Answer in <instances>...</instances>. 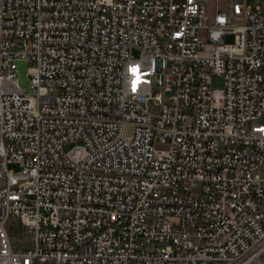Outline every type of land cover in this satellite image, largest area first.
I'll return each instance as SVG.
<instances>
[{
	"label": "built area",
	"instance_id": "obj_1",
	"mask_svg": "<svg viewBox=\"0 0 264 264\" xmlns=\"http://www.w3.org/2000/svg\"><path fill=\"white\" fill-rule=\"evenodd\" d=\"M261 169V5L0 0V264H264Z\"/></svg>",
	"mask_w": 264,
	"mask_h": 264
},
{
	"label": "rangeland",
	"instance_id": "obj_2",
	"mask_svg": "<svg viewBox=\"0 0 264 264\" xmlns=\"http://www.w3.org/2000/svg\"><path fill=\"white\" fill-rule=\"evenodd\" d=\"M248 4L251 5L252 7H256L257 5H261L264 8V2H261V0H248ZM204 31H202V34L204 35ZM225 41L227 43H232L234 41L233 35H226L225 36ZM140 51L138 49L134 50V55L139 56ZM213 87L214 88H219L221 89L223 87V81L222 79L215 77L214 82H213ZM164 90V75L163 74H157L154 77V83H153V88H152V93L154 95L163 92ZM62 88L61 87H56L53 89L54 94H60L62 93ZM149 108L152 112H158V106L154 104L153 101L150 102ZM133 132V128L131 126H127L125 130V135L130 136ZM75 143H68L65 145V149L69 150L72 146H74ZM9 168L14 171H19L20 166L18 163H12L9 165ZM260 174H264V170L261 169L259 171ZM11 237L13 240V243L19 247V248H29L31 247V237L29 235V232L25 231V229L20 226L19 224H16L11 228L10 230Z\"/></svg>",
	"mask_w": 264,
	"mask_h": 264
},
{
	"label": "water",
	"instance_id": "obj_3",
	"mask_svg": "<svg viewBox=\"0 0 264 264\" xmlns=\"http://www.w3.org/2000/svg\"><path fill=\"white\" fill-rule=\"evenodd\" d=\"M27 63L25 61L19 62V81L18 84L24 92H31L30 82L26 75Z\"/></svg>",
	"mask_w": 264,
	"mask_h": 264
},
{
	"label": "snow or ice",
	"instance_id": "obj_4",
	"mask_svg": "<svg viewBox=\"0 0 264 264\" xmlns=\"http://www.w3.org/2000/svg\"><path fill=\"white\" fill-rule=\"evenodd\" d=\"M130 71H132L133 73H135L137 71V69L135 67L131 68ZM135 81L133 82V88L135 89Z\"/></svg>",
	"mask_w": 264,
	"mask_h": 264
}]
</instances>
